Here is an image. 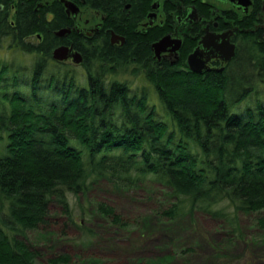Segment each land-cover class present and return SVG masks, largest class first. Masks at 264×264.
I'll return each mask as SVG.
<instances>
[{"label":"trees","instance_id":"1","mask_svg":"<svg viewBox=\"0 0 264 264\" xmlns=\"http://www.w3.org/2000/svg\"><path fill=\"white\" fill-rule=\"evenodd\" d=\"M39 1L0 0V49L34 55L31 64L0 58V264H39L22 237L60 207L72 216L69 194L87 195L101 181L117 191L160 185L171 204L157 213L171 220L208 211L239 231L244 214L264 230V46L251 49L260 53L256 83L245 78L247 60L220 73L183 61L147 69L136 44L59 37L68 16ZM62 44L83 61L55 60ZM127 70L143 73L146 86L118 79ZM98 208L123 222L115 207Z\"/></svg>","mask_w":264,"mask_h":264},{"label":"rangeland","instance_id":"2","mask_svg":"<svg viewBox=\"0 0 264 264\" xmlns=\"http://www.w3.org/2000/svg\"><path fill=\"white\" fill-rule=\"evenodd\" d=\"M0 58L31 64L34 55L2 48ZM67 61L74 63L72 59ZM250 67L244 72L252 75L245 78L256 83L254 68ZM144 76L127 70L118 79L136 88L146 86ZM259 86L264 93V84ZM163 189L151 182L139 190L117 191L105 181L98 182L87 195L69 194L72 216L60 207L48 224L28 231L22 239L37 253L39 264H51L52 259L62 256L67 258L64 264H264V230L254 217L241 214L236 223L239 231L222 215L208 211L197 210L171 220L157 213L171 204ZM101 202L115 207L123 222L118 224L101 212ZM167 256L173 259L166 262L170 260Z\"/></svg>","mask_w":264,"mask_h":264},{"label":"flooded vegetation","instance_id":"3","mask_svg":"<svg viewBox=\"0 0 264 264\" xmlns=\"http://www.w3.org/2000/svg\"><path fill=\"white\" fill-rule=\"evenodd\" d=\"M38 6L66 14L70 21L64 28L76 32L79 42L115 48L136 44L138 62L146 68L172 64L178 56L177 63L190 69L195 52L210 68L201 74L223 72L241 60L254 68L260 53L251 49L264 46V0H40ZM228 44L234 55L227 60Z\"/></svg>","mask_w":264,"mask_h":264},{"label":"water","instance_id":"4","mask_svg":"<svg viewBox=\"0 0 264 264\" xmlns=\"http://www.w3.org/2000/svg\"><path fill=\"white\" fill-rule=\"evenodd\" d=\"M70 28H62L57 31V35L59 37H64L67 34L71 33ZM163 42V41H162ZM157 44L155 47L157 55L160 54V51L163 50V43ZM165 43V42H164ZM226 47L227 49V56L226 59L228 60L234 55V46L228 44ZM176 48H179V45L176 46ZM196 52L191 55L189 59V66L192 71H195L197 73H204L206 70H209L206 66V61L200 60L196 58ZM53 58L58 61H65L69 58L73 59V62L75 63H81L84 59L83 54L79 50H75L73 44H62L56 47L53 50ZM178 62V56L174 60L171 61L172 64H175Z\"/></svg>","mask_w":264,"mask_h":264},{"label":"bare ground","instance_id":"5","mask_svg":"<svg viewBox=\"0 0 264 264\" xmlns=\"http://www.w3.org/2000/svg\"><path fill=\"white\" fill-rule=\"evenodd\" d=\"M75 50H77V49H75ZM52 53H53V52H52ZM69 59H72V58H69ZM69 59H68V60H69ZM72 60H73V59H72ZM65 61H66V60H65ZM74 63H75V62H74ZM75 64H80V63H75Z\"/></svg>","mask_w":264,"mask_h":264}]
</instances>
